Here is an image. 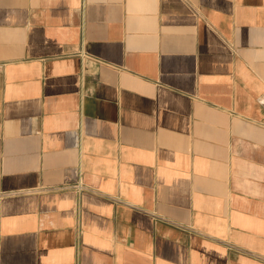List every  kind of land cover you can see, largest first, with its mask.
<instances>
[{
  "label": "crops",
  "instance_id": "obj_1",
  "mask_svg": "<svg viewBox=\"0 0 264 264\" xmlns=\"http://www.w3.org/2000/svg\"><path fill=\"white\" fill-rule=\"evenodd\" d=\"M261 94L264 0H0V264H264Z\"/></svg>",
  "mask_w": 264,
  "mask_h": 264
},
{
  "label": "built area",
  "instance_id": "obj_2",
  "mask_svg": "<svg viewBox=\"0 0 264 264\" xmlns=\"http://www.w3.org/2000/svg\"><path fill=\"white\" fill-rule=\"evenodd\" d=\"M80 58L81 60H84V58L86 57L84 54H83V51L80 50ZM257 103L261 106V107H264V94H261L259 97H257ZM76 188H78V190H81V189H84L83 187H78V186H75Z\"/></svg>",
  "mask_w": 264,
  "mask_h": 264
}]
</instances>
